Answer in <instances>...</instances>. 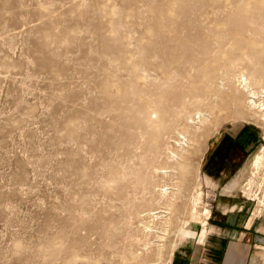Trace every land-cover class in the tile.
I'll return each instance as SVG.
<instances>
[{"label":"rangeland","instance_id":"1","mask_svg":"<svg viewBox=\"0 0 264 264\" xmlns=\"http://www.w3.org/2000/svg\"><path fill=\"white\" fill-rule=\"evenodd\" d=\"M184 1L0 0V264H137L134 252L141 248L143 257L162 264H202L205 244L198 245L196 236L181 238L178 229L197 190L203 191L197 212L211 210L209 227L220 187L205 165L223 134L248 126L261 135L252 156L264 145L261 112L246 105L251 88L264 97V34L248 33L241 19L256 0ZM252 68L259 74L244 82L240 72L249 75ZM186 105L188 119L177 120ZM199 109L210 114L202 125ZM252 156L240 188L256 215L264 208V160L255 167ZM149 160L165 169L153 174L158 187L153 183L144 192L132 178ZM134 211L140 221L130 216ZM125 214L130 217L121 219ZM164 217L172 220L167 226ZM148 221L159 234L140 227ZM191 227L200 232L203 225L193 220Z\"/></svg>","mask_w":264,"mask_h":264},{"label":"crops","instance_id":"2","mask_svg":"<svg viewBox=\"0 0 264 264\" xmlns=\"http://www.w3.org/2000/svg\"><path fill=\"white\" fill-rule=\"evenodd\" d=\"M247 127L223 134L206 161L207 174L220 187L209 222L213 232L205 251L208 264H264V208L254 215L253 201L240 188L241 171L261 136Z\"/></svg>","mask_w":264,"mask_h":264},{"label":"bare ground","instance_id":"3","mask_svg":"<svg viewBox=\"0 0 264 264\" xmlns=\"http://www.w3.org/2000/svg\"><path fill=\"white\" fill-rule=\"evenodd\" d=\"M180 1V0H179ZM184 1V0H183ZM239 1H241V0H238V2ZM247 1V0H246ZM249 1V0H248ZM184 2H186V1H184ZM241 2H243V0L241 1ZM240 2V3H241ZM252 2V1H251ZM213 3V2H212ZM214 3H216V2H214ZM237 3V2H236ZM235 3V4H236ZM238 4L237 3V7L238 8H240V7H242L241 5L242 4ZM208 5H209V3H207ZM211 4V3H210ZM251 4V3H250ZM249 4V5H250ZM197 5H199V4H197ZM208 5H207V7H208ZM244 5H245V3H244ZM204 6V5H203ZM214 6V5H213ZM236 6V5H235ZM206 7V8H207ZM216 7V6H215ZM245 7V6H244ZM204 8V7H203ZM206 8H205V10H206ZM222 8V7H221ZM220 8V9H221ZM227 8V7H226ZM230 8V7H229ZM228 8V9H229ZM232 8V7H231ZM249 8H252V9H250V10H252V11H249ZM164 9H166V8H164ZM209 9V8H208ZM215 9V8H214ZM216 9H218V8H216ZM228 9H226V10H228ZM241 9V8H240ZM197 10V9H196ZM203 11H204V9H202ZM213 10V9H212ZM231 10V9H230ZM235 10L236 11H238L237 9H236V7H235ZM244 10L245 11H247L248 13L245 15V13L241 16V19H243L244 21H243V23H244V26L245 27H247L246 29H248L247 30V32L249 33V31H251L253 34H255V33H260V34H264V0H256V4L254 3V4H252L250 7H246V8H244L242 11L244 12ZM189 12H191V13H193L192 12V9H190V10H188ZM217 12H216V15H217V13H218V11L219 10H216ZM223 11V10H222ZM202 12V11H201ZM207 12V11H206ZM213 12H215V11H213ZM224 12V11H223ZM226 12V11H225ZM228 12V11H227ZM226 12V14H229L230 15V13H232V12H234V10L233 11H230V13H227ZM242 12V13H243ZM163 13V12H162ZM205 13V12H204ZM164 14V13H163ZM178 14V13H177ZM212 14H214V16H215V13H212ZM212 14H211V16H212ZM225 14V13H224ZM233 14V13H232ZM235 14H236V12H235ZM170 15V14H169ZM206 15H208V14H206ZM219 15V14H218ZM218 15H217V17H218ZM188 16V15H187ZM228 16V15H227ZM189 17V16H188ZM196 17V16H195ZM205 17V16H204ZM231 17V16H230ZM187 18V17H186ZM200 19V18H199ZM229 19V18H228ZM197 20V19H196ZM210 20V19H209ZM214 20H215V18H214ZM217 20V19H216ZM204 21V20H203ZM207 21V19L205 20V22ZM230 21V20H229ZM168 23H169V21H167ZM210 22V21H209ZM216 22H218V21H216ZM226 22V21H225ZM195 23V22H194ZM207 23H208V21H207ZM213 23H215V22H213ZM228 23V22H227ZM210 24V23H209ZM208 24V25H209ZM190 25H191V23H190ZM189 25V26H190ZM202 25V24H201ZM225 25V24H224ZM195 26V25H194ZM192 27V26H191ZM200 28V27H199ZM205 28V27H204ZM213 28V27H212ZM217 28V27H216ZM204 30V29H203ZM213 30H215V29H213ZM206 31H207V29H206ZM209 31V30H208ZM201 33V32H200ZM203 33V32H202ZM201 35V34H200ZM241 35H243V34H241ZM260 36V35H259ZM227 37V36H226ZM240 37V36H239ZM153 38V37H152ZM222 38V37H221ZM252 38V37H251ZM250 38V39H251ZM257 38V37H256ZM246 39V38H245ZM248 40V39H247ZM258 41V40H257ZM159 42V41H158ZM164 42V41H163ZM162 43V42H161ZM165 43H166V41H165ZM168 43V42H167ZM178 43V42H177ZM255 43V42H254ZM253 44V43H252ZM174 47H176V46H174ZM159 48H160V46H159ZM158 49V48H157ZM198 50V49H197ZM241 50V49H240ZM197 52V51H196ZM186 54V53H185ZM158 56V55H157ZM177 57V56H176ZM185 57V56H184ZM191 57V56H190ZM242 57V56H241ZM156 58V57H155ZM173 58V57H172ZM251 58V57H250ZM234 59V58H233ZM182 60V59H181ZM237 60V59H236ZM250 60V59H249ZM162 61V60H161ZM258 61V60H257ZM260 61V60H259ZM234 62V61H233ZM161 63V62H160ZM171 63V62H170ZM174 63V62H173ZM252 63V62H251ZM156 64V63H155ZM230 64V63H229ZM254 64V63H253ZM235 65V64H234ZM229 67V66H228ZM257 67V66H256ZM229 68H232V67H229ZM235 68V67H234ZM166 69V68H165ZM258 69V68H257ZM257 69H251V71H250V73H249V75L247 74V72H244V73H242V72H240L241 74H239L241 77H242V80L244 81V82H247V81H250V77L252 78V77H254L255 75L254 74H259V72H258V70ZM230 70V69H229ZM231 71H233V70H231ZM256 71V72H255ZM263 71V70H262ZM230 74H231V72H229ZM228 73V74H229ZM229 74V75H230ZM228 75V76H229ZM235 75V74H234ZM238 75V74H237ZM227 76V77H228ZM232 76H233V74H232ZM241 77H240V79H241ZM259 77V76H258ZM249 79V80H248ZM230 81V80H229ZM232 81V80H231ZM249 83V82H248ZM246 84V83H245ZM232 85V84H231ZM230 85V86H231ZM244 85V84H243ZM163 86V85H162ZM169 86V85H168ZM165 87H166V85H165ZM160 88V87H159ZM164 89H166V88H164ZM251 90V92H250V98H248L247 99V101H246V105H247V107H250V108H253V110H254V108H257L260 112H261V115H262V118L264 119V97L263 98H260V97H258V94H257V90L256 89H253V88H251L250 89ZM261 90H263V89H261ZM159 92H161V91H159ZM181 95V94H180ZM172 96V95H171ZM161 97V96H160ZM172 97H174V96H172ZM177 99H179V98H177ZM183 99V98H182ZM195 99H197V97L195 98ZM199 99V98H198ZM197 99V100H198ZM237 99H239V98H237ZM237 99L235 100L236 102H237ZM245 99V98H244ZM161 100V99H160ZM183 100H185V99H183ZM197 100H194L193 99V101H194V103H196V102H198ZM182 102V101H181ZM184 102H186V100L184 101ZM193 103V102H192ZM202 103V102H201ZM234 103V102H233ZM163 104V103H162ZM174 104V103H173ZM177 104V103H176ZM182 104V103H181ZM180 104V105H181ZM187 104V103H186ZM229 104V103H228ZM184 105V104H183ZM189 105V104H188ZM193 105V104H192ZM234 105V104H233ZM237 105V104H236ZM170 106V105H169ZM187 106V105H186ZM146 107V106H145ZM198 107V106H197ZM196 107V108H197ZM237 107V106H236ZM186 109H183V110H181L180 109V112L178 113V111H177V120L179 119H181L182 117H188L187 115H185L186 114V110H189L188 109V106L187 107H185ZM249 108V109H250ZM147 109V108H146ZM146 109H144V110H146ZM150 109H151V107H150ZM174 109V108H173ZM178 109V108H177ZM240 110V109H239ZM256 110V109H255ZM257 110V111H258ZM150 111V110H149ZM193 111V110H192ZM195 111V110H194ZM99 113V112H98ZM146 113V112H145ZM189 113V112H188ZM192 113H194V112H192ZM189 114V118H192V115L193 114ZM196 114H198V116H199V118L201 119V121H200V123L202 122V121H206L207 122V120L209 119L208 117L210 116V114L209 113H207V112H204V111H202V110H197L196 111ZM128 116V115H127ZM130 118V117H129ZM185 118V119H186ZM196 118V117H195ZM261 118V119H262ZM131 119V118H130ZM153 119V118H152ZM188 119V118H187ZM198 119V118H197ZM124 120V119H123ZM128 120V119H127ZM174 120V119H173ZM199 120V119H198ZM88 121V120H87ZM131 121H133V120H131ZM175 121V120H174ZM209 121V120H208ZM177 122V121H176ZM176 122H174V123H176ZM182 122H183V120H182ZM196 122V121H195ZM203 122V123H204ZM168 123V122H167ZM198 122H196V124H197ZM210 123V122H209ZM199 124V123H198ZM197 124V125H198ZM183 125V124H182ZM201 125H202V123H201ZM189 126V125H188ZM187 125H186V127H188ZM185 127V128H186ZM197 127H199V126H197ZM196 127V128H197ZM131 128V127H130ZM200 128V127H199ZM87 129V128H86ZM129 129V128H128ZM183 129V128H182ZM189 130V129H188ZM125 131V130H124ZM131 131V130H130ZM175 131V130H174ZM200 131V130H199ZM198 131V132H199ZM157 132V131H156ZM184 132V131H183ZM182 132V133H183ZM180 133L179 132V135L180 136H182L183 138H184V140L185 141H188L189 142V140L187 139V137H186V135L183 133ZM197 134V133H196ZM177 135V134H176ZM178 135V136H179ZM131 136H133V135H131ZM129 137V136H128ZM176 137V136H175ZM130 138V137H129ZM129 138H127V139H129ZM135 138V137H134ZM154 138V142H156L157 144H158V142L160 141V132H157V134H156V136L155 137H153ZM93 140H94V138H93ZM97 140V139H96ZM125 140V142H127L126 141V139H124ZM124 140H123V142H124ZM132 140V139H131ZM95 141V140H94ZM128 142H129V140H128ZM130 143V142H129ZM95 144V143H94ZM128 144V143H127ZM140 144V143H139ZM179 144V143H178ZM83 145V144H82ZM93 145V144H92ZM100 145V144H99ZM156 145V144H155ZM139 146V145H138ZM137 146V147H138ZM158 146V145H157ZM188 146V145H187ZM116 147V146H115ZM154 147V146H153ZM184 147V146H183ZM113 148V147H112ZM152 148V147H151ZM155 148H156V146H155ZM158 148V147H157ZM154 149V148H153ZM187 149V148H186ZM180 150V149H179ZM184 150V149H183ZM134 154V153H133ZM171 154H173V156H175V157H180L178 154H176L175 152L173 153V152H171ZM181 156H182V154H180ZM134 157V156H133ZM143 157H141V159H142ZM181 158V157H180ZM180 158H178V159H180ZM181 160V159H180ZM264 160V145L261 147V149L255 154V156H254V158L252 159V163H251V165L252 166H255V167H257V166H259L260 165V163L262 162ZM130 161V160H129ZM144 161V160H143ZM142 163V162H141ZM173 163H174V161H173ZM144 164V169L142 170H140L139 172H137V174H136V178L134 177V178H132L133 180H134V182L136 183V184H138V186L136 187V185H133V186H135L136 188H138V187H142V189H143V191L144 192H146V188H147V190L148 189H150V185H153V183L155 182L154 180H153V174H154V172L155 173H157V172H159L160 170H162V168H164V167H161V166H157V165H155L154 164V160H149V161H145V163H143ZM263 165V164H262ZM157 167V168H156ZM161 167V168H160ZM88 168V167H87ZM176 168V167H175ZM259 168V167H258ZM81 169H82V167H81ZM84 169H86L85 167H84ZM165 169V168H164ZM171 169H174L173 167H171ZM171 169H170V173L172 172L171 171ZM175 171H176V169H174ZM178 170V169H177ZM252 170H253V168H252ZM168 170H165V172H167ZM254 171V170H253ZM252 171V172H253ZM161 172V171H160ZM177 172V171H176ZM175 172V173H176ZM259 172V171H258ZM162 173V172H161ZM173 173V174H172ZM171 174H172V176H174V175H178L177 173L176 174H174V172H172ZM186 173H188V172H186ZM170 174V175H171ZM183 174H185V170L183 171ZM128 175V174H127ZM170 175H168V177L170 176ZM92 176V175H91ZM129 176H130V174H129ZM171 176V177H172ZM186 176V175H185ZM184 176V177H185ZM251 176V175H250ZM123 177H125V176H123ZM187 177V176H186ZM131 178V177H130ZM170 178V177H169ZM173 178V177H172ZM175 179L176 178H178V177H174ZM124 179V178H123ZM127 179V178H126ZM131 179V180H132ZM184 179H186V178H184ZM183 179V180H184ZM171 180V179H170ZM180 180H182L181 178H180ZM179 180V181H180ZM187 180V179H186ZM248 180V179H247ZM179 181H178V183L177 184H179L180 185V183H179ZM119 182V181H118ZM174 182H175V180H174ZM250 182H253V179H252V181H250ZM260 182V181H259ZM121 183V182H120ZM173 183V182H172ZM155 184V183H154ZM160 184V183H159ZM158 184V185H159ZM166 184V183H165ZM165 184H163L164 186H165ZM173 184H175V183H173ZM198 184H201V183H198ZM260 184V183H259ZM124 185V184H123ZM156 186H157V184H155ZM258 185V184H257ZM108 186V185H107ZM156 186H155V188H156ZM162 186V185H161ZM171 186V185H170ZM173 186V185H172ZM175 186H176V184H175ZM198 186V185H197ZM197 186H194V188L192 189L193 191L195 190V187H197ZM201 186V185H200ZM199 186V187H200ZM149 187V188H148ZM158 187V186H157ZM159 187H160V185H159ZM168 187V186H167ZM177 187V186H176ZM176 187H174V189L176 188ZM256 187V186H255ZM259 187V186H258ZM107 188V187H106ZM121 188V187H120ZM123 188H124V186H123ZM128 188H130V187H128ZM132 188V187H131ZM144 188H145V190H144ZM161 188V187H160ZM160 188H158L159 190H161ZM165 188V187H164ZM163 188V189H164ZM179 188V190L181 189L180 187H178ZM153 190H154V188H152ZM151 189V190H152ZM157 188H156V190H158ZM167 188H165L164 189V191L166 190ZM191 189V188H190ZM134 190H135V188H134ZM137 190V189H136ZM135 190V191H136ZM150 190V191H151ZM152 190V191H153ZM155 190V191H156ZM169 190H171V188L169 189ZM169 190H167V191H165V192H168V194H169ZM177 190V189H176ZM175 190V191H176ZM179 190H177V192L179 191ZM122 191V190H121ZM138 191V190H137ZM136 191V192H137ZM151 191V193H153ZM187 191H189V190H187ZM192 191V192H193ZM201 191L202 190H200V191H198L197 190V192H198V194L196 195V193H195V195H196V198H192V204L190 203V205H191V207H190V209L191 210H189V213H186L185 211V213L187 214L186 216H188V218H186L185 220H183V222H182V225H181V227L178 229L179 230V234L181 235V238H183V239H188V238H190V237H194V236H196V240H197V244L198 245H202V244H205V251H206V248H207V246H208V244L209 243H211V233L213 232V228H211V227H208V217H209V215H210V209L209 208H205V210L204 211H201V214H199L198 212H197V205H198V202H199V200L201 199V197H202V195H201ZM128 192H129V190H128ZM131 192V191H130ZM144 192H140L141 194L140 195H142ZM149 192V191H148ZM160 191H158V193H159ZM164 192V193H165ZM191 192V193H192ZM135 193V192H134ZM150 193V194H151ZM160 193H162V196H163V191L162 192H160ZM202 193H203V191H202ZM264 193V192H263ZM130 193H128V195H129ZM139 193L137 192V194L135 193V195L134 196H136V195H138ZM145 194V193H144ZM168 194H166V195H168ZM173 194V193H172ZM177 194V193H176ZM176 194H173V195H175L176 196ZM255 194V193H254ZM146 195H147V193H146ZM170 195H171V193H170ZM170 195H169V197L168 198H170V199H173V198H171L170 197ZM193 195V194H192ZM194 195V196H195ZM256 195V194H255ZM254 195V196H255ZM263 195V194H262ZM133 196V197H134ZM142 196H144V195H142ZM161 196V197H162ZM201 196V197H200ZM264 196V195H263ZM128 197V196H127ZM126 196H125V198H127ZM133 197H131V198H133ZM137 198L139 197V196H136ZM163 197H165V195L163 196ZM173 197V196H172ZM253 197V196H252ZM255 197H257V196H255ZM254 197V198H255ZM122 198V197H121ZM145 197H143V199H144ZM177 198V197H176ZM179 198V197H178ZM257 198H259V197H257ZM175 199V198H174ZM190 199V198H189ZM122 200V199H121ZM128 200H129V197H128ZM127 200V201H128ZM135 200V199H134ZM177 200V199H176ZM191 200V199H190ZM259 200H261L260 202H261V204L264 202V199H259ZM130 201V200H129ZM124 202V201H123ZM131 202V201H130ZM130 202H127L128 203V206H129V203ZM169 202H171V200H169L167 203H169ZM176 204H177V202L176 201H174ZM173 202V203H174ZM138 203V202H137ZM166 203V204H167ZM172 203V204H173ZM187 203V202H186ZM185 203V205H184V202H183V205L184 206H186L185 207V210L187 209L188 210V204H186ZM202 203V202H201ZM124 204V203H123ZM133 204V203H132ZM165 204V205H166ZM169 204H171V203H169ZM199 204H200V202H199ZM264 204V203H263ZM134 205V204H133ZM133 205H132V207H133ZM164 205V206H165ZM125 206V205H124ZM123 206V207H124ZM169 206V205H168ZM173 205H171V207H172ZM126 207V206H125ZM124 207V208H125ZM177 207V206H176ZM124 208H123V210H124ZM131 208V207H130ZM138 208V207H137ZM165 208H167V206H165ZM169 208V207H168ZM167 208V209H168ZM184 208V207H183ZM126 209V208H125ZM153 209V208H152ZM166 209V210H167ZM261 209V210H260ZM259 210L260 211H263V208H260ZM129 210V209H128ZM136 210V209H135ZM138 210V209H137ZM146 210V209H145ZM164 210V209H163ZM162 210V211H163ZM118 211H120V209L118 210ZM141 211H143V209H141ZM170 211V210H169ZM176 211V210H175ZM124 212H125V210H124ZM131 212H132V210H131ZM135 212V211H134ZM137 212V211H136ZM136 212L135 213H130V216H131V214H135L136 216L138 215V220L140 221V218H139V214L137 213L136 214ZM148 212V214H150V215H153V216H155V214L157 213V212H160V211H152V210H148L147 211ZM164 212V211H163ZM172 212H174V211H172ZM254 212V211H253ZM256 212V211H255ZM88 213V212H87ZM121 213V212H120ZM123 213V212H122ZM129 213V212H128ZM140 213V212H139ZM145 213V212H144ZM114 214H116V213H114ZM147 214V215H148ZM162 214V213H161ZM168 214V213H167ZM177 214V213H176ZM259 214V213H258ZM261 214V213H260ZM259 214V215H260ZM122 215V214H121ZM129 214H125V218H121V219H126V216H128ZM134 215V216H135ZM156 215H158V214H156ZM180 214H178V216H179ZM254 215H255V213H254ZM254 215H253V217H254ZM130 216H128V217H130ZM142 216V215H141ZM140 216V217H141ZM144 216H145V214H144ZM149 216V215H148ZM161 216V215H160ZM176 215L174 214V216L173 217H175ZM181 216H182V213H181ZM78 217V216H77ZM112 217V216H111ZM121 217H123V215L121 216ZM143 217V216H142ZM150 217V216H149ZM163 217V216H162ZM161 217V218H162ZM115 218V217H114ZM133 218V217H132ZM137 218V217H136ZM155 217H153V219H154ZM157 218V217H156ZM182 218V217H181ZM105 219V218H104ZM118 219H120V216H119V218H117V220ZM133 219H135V218H133ZM164 219H166L165 217L162 219V220H164ZM169 219V217L166 219V220H164L165 222H167V223H165V226H167L166 224H168L169 225V222H171V221H169L168 220ZM81 220H82V218H81ZM111 220V219H110ZM112 220H114L113 218H112ZM111 220V221H112ZM123 220V221H124ZM127 220V219H126ZM158 220V219H157ZM193 220H196V221H199L202 225H203V228H202V230L200 231V232H196L195 230H193V228L191 227V225H192V221ZM80 221V220H79ZM135 221V220H134ZM139 221L137 222V223H139ZM144 221V220H143ZM118 222H121L122 223V221H118ZM125 222V221H124ZM147 222V221H146ZM151 222V221H150ZM113 223V222H112ZM127 223H129V222H127ZM126 223V224H127ZM148 223H149V221H148ZM145 224L144 225V228L142 227V226H140L142 229H144L145 231H147L149 234H151V231H153L154 230V226L152 225V222H151V225H150V223L149 224ZM157 222H155L154 224H156ZM159 223H161V222H159ZM119 224V223H118ZM123 224V223H122ZM162 224V223H161ZM161 224H159V225H161ZM164 224V223H163ZM129 225V224H128ZM127 225V226H128ZM138 225V224H137ZM137 225H136V228H137ZM140 225H141V222H140ZM159 225H157V227H159ZM123 225H121V227H122ZM161 227V226H160ZM163 227V226H162ZM117 228V227H116ZM115 228V229H116ZM123 228H125V227H123ZM122 228V229H123ZM131 228V227H130ZM129 228V229H130ZM169 228V227H168ZM177 228V227H176ZM175 228V229H176ZM118 230H120L121 228H119V225H118V228H117ZM116 229V230H117ZM122 229H121V231H122ZM126 229H128V228H126ZM163 230L165 229V228H162ZM170 229V228H169ZM91 230V229H90ZM133 230V229H132ZM138 230V228L136 229V231ZM140 230V229H139ZM138 230V231H139ZM157 230H159L158 228H157ZM174 230V229H173ZM109 231H112V230H109ZM126 231V230H125ZM134 231V230H133ZM160 231H162L161 230V228H160ZM169 231V230H168ZM107 232H108V230H107ZM119 232V231H118ZM132 232V231H131ZM130 232V233H131ZM140 232H142V234H143V231H140ZM153 232H155V231H153ZM157 232V231H156ZM155 232V233H156ZM166 232H167V229H166ZM173 232V231H172ZM76 233V232H75ZM75 233H74V235H75ZM122 233V232H121ZM164 233V232H163ZM77 234V233H76ZM111 234V233H110ZM114 234V233H113ZM116 235H118L117 233H115ZM114 234V235H115ZM125 234H128L129 235V232H126ZM123 235V236H126V235ZM132 234H133V232H132ZM139 234V233H138ZM147 234V233H146ZM157 234H159L158 232H157ZM107 235L109 236V234L107 233ZM112 235V234H111ZM115 235V236H116ZM128 235H127V237H128ZM141 235V234H140ZM145 235V234H144ZM106 236V235H105ZM121 236V235H120ZM134 236H135V234H134ZM150 236V235H149ZM155 236H156V234H155ZM157 236H159V237H157V238H159V239H157V240H162V239H160V238H162V236L161 235H157ZM174 236H176V235H174ZM112 238L114 237L113 235L111 236ZM129 237H133V236H131V235H129ZM141 237V236H140ZM177 237V236H176ZM180 237V236H179ZM85 238V237H84ZM111 238V240H113ZM121 238H126V237H121ZM144 238L145 237H143V240H144ZM164 238H165V236H164ZM175 238V237H174ZM75 239V238H74ZM82 239V238H81ZM86 239V238H85ZM119 239V238H118ZM128 239V238H127ZM127 239H125V240H127ZM138 238H136V240H137ZM142 239V238H141ZM140 239V240H141ZM148 240L147 241H149V237L147 238ZM80 240V239H79ZM110 240V239H109ZM121 240V239H120ZM135 239H134V241H136ZM140 240H139V244H140ZM179 240V239H178ZM68 241V240H67ZM75 241V240H74ZM105 241V240H104ZM106 241H108V240H106ZM105 241V242H106ZM152 241V240H151ZM154 242L156 241V238H154V240H153ZM163 241V240H162ZM183 241V240H182ZM188 241V240H187ZM81 242V241H80ZM108 242H110V241H108ZM119 242H122V240L121 241H119ZM124 242V241H123ZM153 242V243H154ZM164 242V241H163ZM172 242H173V240H172ZM176 242V241H175ZM186 242V241H185ZM82 243V242H81ZM95 243V242H94ZM93 243V244H94ZM97 243V242H96ZM107 243V242H106ZM106 243H104V245L106 246L107 244ZM116 243V242H115ZM115 243H113V245L115 244ZM145 243V240H144V242L143 243H141V244H144ZM160 243V242H159ZM159 243H157V244H159ZM177 243V242H176ZM109 244V243H108ZM111 244H112V242H111ZM110 244V245H111ZM138 244V243H137ZM140 244V245H141ZM148 244H149V242H148ZM152 244V243H151ZM170 244V243H169ZM177 244H180V243H177ZM118 245V241H117V243H116V245L114 246L115 248H116V246ZM122 245H123V243H122ZM125 245H126V243H125ZM128 245V244H127ZM129 245H130V243H129ZM128 245V246H129ZM132 245V244H131ZM161 246H163V244H160ZM165 245V244H164ZM171 245V244H170ZM198 245H197V247H198ZM104 246V247H105ZM112 246V245H111ZM110 246V247H111ZM124 246V245H123ZM137 246H139V245H137ZM148 246V245H147ZM146 246V247H147ZM172 246H173V244H172ZM196 246V245H195ZM75 247V246H74ZM108 247V246H107ZM106 247V248H107ZM113 247V248H114ZM119 247V246H118ZM121 247V246H120ZM125 247V246H124ZM132 247V246H131ZM134 247V246H133ZM142 247V246H141ZM145 247V248H146ZM153 247V246H152ZM165 247V246H164ZM176 247V246H175ZM81 248V247H80ZM84 248V247H83ZM101 248V247H100ZM112 248V247H111ZM113 248H112V251H113V253L112 254H114L115 252H114V250H113ZM127 248H129V247H127ZM148 249H149V247H147ZM168 248H170V247H168ZM172 248V247H171ZM170 248V249H171ZM201 248V247H200ZM77 249V248H76ZM89 249V248H88ZM109 249V248H108ZM117 249V248H116ZM115 249V250H116ZM121 249H124V248H121ZM133 249V248H132ZM140 249V248H139ZM148 249H146V250H148ZM151 249V248H150ZM149 249V250H150ZM160 249V250H159ZM173 249H175L174 247H173ZM84 250V249H83ZM100 249H98V251H99ZM104 250H105V248H104ZM110 250V249H109ZM118 251H120L119 249H117ZM117 250H116V252H117ZM126 250H129V249H126ZM131 250V249H130ZM135 250V249H134ZM148 250V251H149ZM156 250V249H155ZM157 250H158V252H157V254H159L160 256H161V248H157ZM156 250V251H157ZM122 251H124V250H122ZM133 251V250H132ZM137 251V250H136ZM194 251V250H193ZM134 252V251H133ZM146 252V251H145ZM171 252H172V249H171ZM175 252V251H174ZM195 252V251H194ZM77 253H78V251H77ZM80 253V252H79ZM94 253V252H93ZM98 253H100V252H98ZM122 253V252H121ZM124 253V255H125V252H123ZM138 253H139V255H138ZM203 253V252H202ZM66 254V253H65ZM90 254H91V252H90ZM109 254H111V252L109 253ZM118 253H115V255H117ZM127 254V253H126ZM132 254V256H133V253H131ZM130 254V252H129V256L131 255ZM135 254H137L136 255V257H138V262H137V264H153V262L156 260L155 258H156V256H153V257H155L154 259L155 260H153V258H151V255L149 254L148 256L146 255L145 257H143V248H141V250H139V252L137 251V253L136 252H134V255ZM156 254V253H155ZM171 254V253H170ZM262 254H263V252H262ZM71 255H73V253H71ZM80 255V254H79ZM85 255V258L84 257H82V259L84 258L85 260H86V256H88L87 254H84ZM102 255H104V254H102ZM114 255V256H115ZM121 255V254H120ZM123 255V256H124ZM81 256V255H80ZM91 256V255H90ZM107 256V255H106ZM105 256V257H106ZM113 256V257H114ZM119 256V255H118ZM117 256V257H118ZM126 256H128V255H126ZM128 256V257H129ZM160 256H157V257H159L160 258ZM167 256V255H166ZM103 257V256H102ZM104 257V258H105ZM127 257V258H128ZM134 257V256H133ZM141 257V259H139ZM148 257H150V258H148ZM164 257V256H163ZM169 257V256H168ZM179 257V256H178ZM181 257V256H180ZM202 260H203V262H202V264H208V262H207V260H208V256H207V254L205 253H203L202 254ZM73 258H75V257H73ZM77 258V257H76ZM97 258V257H96ZM112 258V257H111ZM110 258V260H111V262H112V259ZM123 258V257H122ZM126 258V257H125ZM126 258V260H128ZM158 258V260H160ZM176 258V257H175ZM256 258V257H255ZM83 259V260H84ZM124 259V258H123ZM134 259H135V257H134ZM133 258L131 259V257H130V260H134ZM150 259H152L153 261L151 262V260ZM171 259H172V257H171ZM177 259V258H176ZM77 260H79V259H77ZM76 260V261H77ZM109 260V259H108ZM107 260V261H108ZM137 260V259H136ZM162 260V259H161ZM254 260V259H253ZM68 261V260H67ZM69 261H71V263H72V259H70ZM119 260H117V262H118ZM149 261L151 262V263H149ZM193 261V260H192ZM197 261H199V258H197ZM88 262V261H87ZM124 261H122V263H123ZM156 262V261H155ZM200 262V261H199ZM199 262H198V264H199ZM74 263V262H73ZM72 263V264H73ZM82 263V262H81ZM85 263V262H84ZM83 263V264H84ZM101 263V262H100ZM113 263V262H112ZM156 263H159V264H162V261H158V262H156ZM168 263V262H167ZM195 263V262H194ZM69 264V263H68ZM88 264V263H87ZM114 264H117V263H114ZM119 264V263H118ZM121 264V263H120ZM165 264H166V261H165ZM171 264V263H170Z\"/></svg>","mask_w":264,"mask_h":264}]
</instances>
